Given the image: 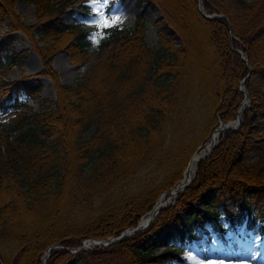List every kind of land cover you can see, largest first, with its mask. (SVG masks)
Instances as JSON below:
<instances>
[{
    "label": "trees",
    "instance_id": "trees-1",
    "mask_svg": "<svg viewBox=\"0 0 264 264\" xmlns=\"http://www.w3.org/2000/svg\"><path fill=\"white\" fill-rule=\"evenodd\" d=\"M18 1L0 0V30L7 20L8 34L23 33L43 67L33 76L7 78L5 63L11 66L24 53L6 54L14 39L4 42L0 32V264H42L53 243L61 247L53 248L46 264L182 262L175 243L201 234L203 224L220 237L242 225L264 234V160L245 163L251 150L264 152V0H240L237 7L202 0L206 12L224 14L214 19L199 12L197 0H189L221 57L208 95L198 70L187 74V39L162 0H135L161 14L153 47L143 16L131 28L101 33L94 44L81 23L63 22L69 0H25L35 8L32 24L16 13ZM60 52L83 68L75 84L62 83L52 67ZM34 76L51 80L52 106L33 110L20 99V94L40 97L42 85ZM243 79L250 102L240 125L224 131L211 155L197 162L192 181L172 205L117 243L72 253L85 239H107L137 225L160 194L181 179L213 129L237 116ZM188 107L202 128L185 147L180 116ZM163 163L169 171L156 184L132 194L118 192L127 178ZM60 209L73 223L39 239L37 233L29 245L19 227L22 214L52 219ZM155 244L164 245L163 253H152Z\"/></svg>",
    "mask_w": 264,
    "mask_h": 264
},
{
    "label": "rangeland",
    "instance_id": "rangeland-1",
    "mask_svg": "<svg viewBox=\"0 0 264 264\" xmlns=\"http://www.w3.org/2000/svg\"><path fill=\"white\" fill-rule=\"evenodd\" d=\"M72 4L64 11L61 18L64 22L70 24H76L81 22V27L88 30V37L93 32V27L86 24V21L91 19V11L86 7L88 0H69ZM165 2L168 13L172 18V22L176 24L183 35L187 39V50L185 53V60L191 69L187 68V74L191 75V70L196 68L200 75L201 89L203 95H208L211 91V81L213 74L218 68V64L221 61V57L216 54V47L213 43L209 29L203 24L199 23L195 18L194 12H192L191 4L189 0H162ZM209 1L213 5L221 2L229 6H238L240 0H205ZM254 0H245L250 3ZM202 5V4H201ZM99 11L104 13L106 10L102 5H98ZM109 8L111 12L116 15L102 16V19L106 18L110 22L115 24L118 28H131L138 16L145 18L146 36L148 43L153 47L158 43L157 26L155 23L161 18V14L157 8L149 7V3H144L141 6H137L135 0H110ZM14 9L16 13L22 17L27 23H34V11L33 4L26 2L25 0H19ZM223 14L222 12H219ZM224 15V14H223ZM8 21L5 20L0 32L4 42L8 38L12 37L14 42L6 49V54L11 55V52H20L23 50L22 58L18 59L15 64L8 65L5 76L12 79H20L23 74L33 76L34 73L42 69L43 63L39 56L32 50L30 42L23 33L12 32L8 34L6 32V25ZM38 30V28H36ZM102 32H97L95 40ZM91 40V39H90ZM93 42V40H91ZM53 69L60 75V80L64 84H75L82 75V67H74L70 62L67 53L61 52L55 56L53 60ZM33 80H38L41 85V91L39 98L33 100L25 94H21L19 97L32 108L40 109L46 106H52L55 102L54 87L47 77H36ZM190 95V94H189ZM184 113L180 116L181 123L183 124L182 135H180L181 143L186 147L196 137H199L202 124L196 122L195 117L191 116L193 113L189 111V107L186 108ZM3 115L0 114V118ZM181 144V145H182ZM204 144H200L202 147ZM198 148V147H197ZM164 157V156H163ZM166 159V157H164ZM264 160V152L259 150H251L248 152L245 163H260ZM166 162V160L164 161ZM169 167L166 163H163L157 169L149 170L148 172H140L129 178L127 181L118 188V192L122 194L135 193L138 188L143 185L156 184L160 179L167 174ZM64 206L61 207L63 209ZM60 209L59 213L51 219H39L38 217H31L22 214L21 218L23 223L19 225L27 237V243L30 245L35 243L34 236L39 239L43 234H49L57 227H63L64 225H70L72 220L65 215V212ZM89 217V215H88ZM222 219V218H221ZM81 221H79L80 223ZM73 223V222H72ZM82 223V222H81ZM232 231H228L223 238L216 236L213 231H210L209 224H203L200 227L201 234L195 235L192 240L185 239L182 244L177 241L175 244L180 250L179 255L182 258V262L174 261H162L161 259H153L150 264H189V261L185 257H191L190 264H239L240 261L249 262V264H264V234H255L249 230H246L244 225L239 226ZM26 231V232H24ZM171 243V241H170ZM11 244V243H10ZM9 246V245H7ZM80 247V246H79ZM78 248V247H76ZM89 249V248H88ZM4 252L8 254V248H3ZM164 246L155 244L152 246V253L158 255L163 253ZM256 256L253 260L252 257Z\"/></svg>",
    "mask_w": 264,
    "mask_h": 264
},
{
    "label": "water",
    "instance_id": "water-1",
    "mask_svg": "<svg viewBox=\"0 0 264 264\" xmlns=\"http://www.w3.org/2000/svg\"><path fill=\"white\" fill-rule=\"evenodd\" d=\"M200 12H202V11L200 10ZM202 14L204 15L205 18L208 17V18H210V19H211V18H217V17H223V15L220 14V13L215 14V13H205V12H202ZM235 51H237L238 53H240V52H239L238 50H236V49H235ZM243 91H244V90H243ZM244 92H245V96H244L245 99H244V101L242 102V104H241V106H240V108H239L240 111H239V113H238V115H237V117H236V119H235L234 125H231V124H225V126L223 127V131H224V130H227V129H234V128H236V127L240 124V121H241V120H240V118H241L240 114H241V111H242V107H243L244 102H245L246 100H248L247 93H246V91H244ZM219 127H220V126H219ZM215 144H216V143L213 141V142H212V145H211V147H210V149H209V151H208L207 153H204L203 155H199V156H198V160L203 159V157H206V156L210 155V153H211V151L213 150V147L215 146ZM188 184H189V182H188V183H185V184H178L174 189H172L171 192L175 193V195H176V194L182 192V190H184V188L187 187ZM157 203H158V200H157V202L152 206V208L150 209V211H149V213H148V217L141 219L140 222L138 223V225H137L136 227H133V228L130 229V230L123 231L122 233H120V234L118 235V237H114V238L107 239V240H97V241L89 240L88 243L93 242V246H97V245L108 246V244H110V243L119 242V240L122 239L124 236L129 235V234H131V233L137 231L140 227H144V226L148 225V224L154 219V217H156V216L158 215V213H159V211L161 210V208H163V207L166 205V203L164 202V204H162L161 207H160L159 209L156 210V213H154V212H152V211H153L154 208L156 207ZM58 246H59L58 243H54L53 245H50L49 247H47V248L45 249L46 251L44 252V256H43V260H42V261H43V264H46V262H47V261H46V260H47V257L49 256V254H50V252L52 251V249H53L54 247H58ZM83 247H84V246H82L81 248H83Z\"/></svg>",
    "mask_w": 264,
    "mask_h": 264
},
{
    "label": "snow or ice",
    "instance_id": "snow-or-ice-1",
    "mask_svg": "<svg viewBox=\"0 0 264 264\" xmlns=\"http://www.w3.org/2000/svg\"><path fill=\"white\" fill-rule=\"evenodd\" d=\"M110 0H88L86 7H88L91 11V19L86 21L85 23L93 27V32L89 35V39L93 40L94 44L97 42L95 40V36L97 32H102L104 34L107 33V30L114 27L115 24L110 22L108 19H102V16H109V15H116L115 13L111 12L109 8ZM98 5H102L103 8L106 10L104 13L99 11ZM187 261H191V257H185ZM253 260L256 259V256L252 257ZM239 264H249L246 261H240Z\"/></svg>",
    "mask_w": 264,
    "mask_h": 264
},
{
    "label": "bare ground",
    "instance_id": "bare-ground-1",
    "mask_svg": "<svg viewBox=\"0 0 264 264\" xmlns=\"http://www.w3.org/2000/svg\"><path fill=\"white\" fill-rule=\"evenodd\" d=\"M231 124L233 125L234 122H232ZM224 126H225V125L223 124V125H221L220 127L216 128V129L213 131L214 133H213L212 138H211L209 141H207V142L205 143V145H203L202 148H200V150H198L197 152H195V153L193 154L194 156L192 157L191 161L188 162V164H187V166H186V168H185V170H184V172H183V174H182V179H181L180 182H178L179 184H185V183H188V182L192 179V175H193V173H194V171H195V168H196L195 164H196V162H197V156H198L199 154L206 153V152L210 149V147H211V145H212V142H213V141H216V140L218 139L220 133L223 131V127H224ZM174 195H175V194L172 193V194H171V197H170L169 199L171 200L172 197H173ZM164 199H165V196H161V198L158 199V203H157L156 207L154 208V210H153L152 212L156 213V210L159 209V208L161 207L162 204H164V202H165ZM146 217H148V214L144 216V218H146Z\"/></svg>",
    "mask_w": 264,
    "mask_h": 264
}]
</instances>
